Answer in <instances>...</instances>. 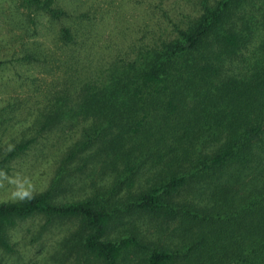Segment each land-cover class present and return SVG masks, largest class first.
<instances>
[{
	"label": "trees",
	"instance_id": "1",
	"mask_svg": "<svg viewBox=\"0 0 264 264\" xmlns=\"http://www.w3.org/2000/svg\"><path fill=\"white\" fill-rule=\"evenodd\" d=\"M158 1L153 31L51 87L27 131L0 149L3 170L81 121L45 188L0 201V264L22 239L27 264H264V0L172 3L175 18ZM22 3L76 43L67 19L83 12ZM13 60L41 59L27 49ZM15 110L6 101L0 125L14 127Z\"/></svg>",
	"mask_w": 264,
	"mask_h": 264
},
{
	"label": "rangeland",
	"instance_id": "2",
	"mask_svg": "<svg viewBox=\"0 0 264 264\" xmlns=\"http://www.w3.org/2000/svg\"><path fill=\"white\" fill-rule=\"evenodd\" d=\"M58 1L77 8V13H84L82 18L67 19L78 40L71 46L59 40L54 22L30 14L22 0H0V107L6 101H13L16 107L14 127L0 125L2 151L11 146L23 129L27 131L31 126L38 106L44 103L46 91L51 87L60 89L61 85L56 86L58 82L68 84L71 76H82L95 65L107 66L122 45L146 31H153L158 19H164L160 12L153 11L158 0ZM162 2L165 6L169 3L170 17L175 18L177 14L170 9L172 3L177 7L175 10L183 11L190 9L194 0ZM27 49L38 53L40 63L13 60ZM80 125L77 119L73 125L68 123L64 129H55L8 164L7 169L0 170V201L14 200L27 190L45 188L60 150L77 136ZM80 194L78 190L68 199ZM27 224L34 227L35 223L27 222L22 227L27 228ZM29 248L22 239L15 257L5 264H27ZM37 257H29L30 262L37 261Z\"/></svg>",
	"mask_w": 264,
	"mask_h": 264
},
{
	"label": "clouds",
	"instance_id": "3",
	"mask_svg": "<svg viewBox=\"0 0 264 264\" xmlns=\"http://www.w3.org/2000/svg\"><path fill=\"white\" fill-rule=\"evenodd\" d=\"M25 195H26V196H30V194H29V193H25Z\"/></svg>",
	"mask_w": 264,
	"mask_h": 264
}]
</instances>
